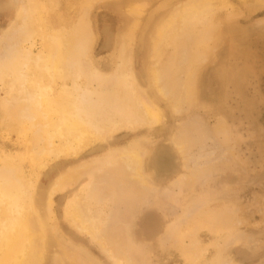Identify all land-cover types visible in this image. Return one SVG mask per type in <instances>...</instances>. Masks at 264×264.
I'll return each instance as SVG.
<instances>
[{
	"label": "rangeland",
	"instance_id": "1",
	"mask_svg": "<svg viewBox=\"0 0 264 264\" xmlns=\"http://www.w3.org/2000/svg\"><path fill=\"white\" fill-rule=\"evenodd\" d=\"M26 1L0 0L3 52L8 40L15 45L20 41L15 40L18 31L12 24L18 23V12ZM39 1L44 28L57 27L68 34L75 31L87 43L78 42L82 46L76 56L83 51L77 65L85 69L83 75L101 78L116 71L119 42L135 19L127 12L129 5L148 2L141 26L129 41L130 56L140 89L158 106L162 118L153 126L123 130L90 143L75 155L37 159L32 157L29 130L23 122L14 125L8 118V95L0 83V159L18 166L30 185L36 219L46 235L41 264H118L97 236L72 221L70 204L83 195L92 209L89 213L97 207L102 217L111 213L107 228L116 237L112 249L125 250L131 264H224L226 260L228 264H264V0H227L226 6L209 12L203 23H188L178 30L157 64L162 67V81L176 96L182 94L183 85L192 84L194 92L181 107L156 94L146 73L152 63L148 40L153 29L148 17L163 0ZM182 1L171 0L170 5ZM83 2H88V10L82 9ZM10 26H14L11 33L16 30L14 37ZM32 39L36 53L42 41L37 35ZM1 53L0 58L5 56ZM81 80L83 84L84 77ZM174 138L182 142L185 160L179 162L185 164L175 176L156 175L150 155L164 146L173 149ZM131 148L140 149L144 178L152 188L146 184L150 188L137 192L138 187L120 183L114 171L100 172L115 151ZM68 170L74 182L56 190ZM90 187L96 190L92 188L88 197Z\"/></svg>",
	"mask_w": 264,
	"mask_h": 264
},
{
	"label": "bare ground",
	"instance_id": "2",
	"mask_svg": "<svg viewBox=\"0 0 264 264\" xmlns=\"http://www.w3.org/2000/svg\"><path fill=\"white\" fill-rule=\"evenodd\" d=\"M53 1L48 0V3L53 4ZM89 1L92 2V0ZM97 1L99 0H95V2ZM26 2V4L23 3L22 9L18 12V23L16 21L15 24H12L16 26L15 29L18 34L15 29L13 32H16L17 36L11 33L14 26H10L11 30H9L12 35L16 36L15 40L20 41L15 45L13 44V42L15 43L14 40L10 41L12 35H8L10 40H8L7 50L3 52L0 49L1 55L3 53L5 55L0 58V83L5 86L8 95L6 104H8L7 114L10 122H13L14 125L23 122L30 132L28 142L34 150L33 158L44 155L54 158L62 155H75L90 143L101 142L123 130L145 126L146 124L153 126L162 119L158 106L140 89L132 69L130 56L129 46L132 44L129 41L133 39L135 31L141 26L140 17L148 2H133L129 5L127 12L133 14L135 19L126 38L119 42L116 71L109 78H101L93 76V74L83 75L85 69L82 70L77 65L78 57L83 50L81 49L80 55L77 53L79 56H76L81 45L78 42H82L81 37L76 36L75 31L68 34L57 27L46 30L40 1L27 0ZM227 2V0H184L173 7L170 5L171 0H163L149 15L148 21H153H151L153 30L148 40L149 56L152 63L147 68L146 73L156 94L169 97L174 107L178 105L181 107V104L186 103L189 94L194 92L193 86L192 84L183 85L182 94L176 96L171 86L167 87L162 81L160 69L162 67L157 64V60L161 59L162 61L165 47L173 42L174 37L177 38L176 34L179 29L187 26L188 23H203L207 14H210L209 12L226 6ZM83 4L81 5L82 9L84 6L88 10V2H83ZM80 7L79 9H81ZM82 19L81 21H83ZM84 32L86 35L87 30L85 29ZM83 33L81 32V34ZM20 35L23 39H20ZM35 35L40 37L42 41V49L37 48L36 53L31 48L34 46L32 38ZM4 39V41L7 40L6 37ZM5 45H7V41ZM83 77L84 83L82 84L80 80ZM96 79V84L93 85V80ZM187 82L189 81L187 80ZM55 140H57L56 144H54ZM171 143L173 149L164 146L150 155L151 170L156 175L175 176L185 160L182 142H177L174 138ZM115 153L116 155L108 163L101 165L100 172L104 173L110 170L112 173L114 171L112 174L118 177L120 183L138 187L135 191L141 187H146V184L149 183H146L147 179L144 178V158L142 159L140 149L131 148L118 153L115 151ZM178 153L182 155L183 160L179 159ZM179 161H182L181 164ZM199 163L201 164V162ZM70 171L73 172V169ZM70 171L57 182L56 190L67 183L69 184L71 180L73 181L75 176ZM79 172L80 170H78ZM112 179L116 178L113 177ZM150 186L146 188H150ZM90 188L86 194L84 191L88 197L96 190V188ZM92 188L95 190L93 191ZM31 194L30 185L24 181L18 166L13 165L9 160L2 161L0 159V264H41L43 260L46 235L42 226L37 222L38 218L36 219V212L32 206ZM106 195L104 193L101 196L104 198ZM84 197L83 195L82 199ZM75 198L76 202H70L72 207L68 210L74 224L91 236H97L103 248L114 257L118 264H131V257L125 250L118 248L119 252H116L112 249L113 245L116 244V240H114L116 237L110 236L107 228L111 213L103 214L102 217L101 212L103 211H97L98 207L96 212L91 211L92 213H89L91 209L88 208L89 202L84 203L82 199H78L79 197ZM99 223L103 224L99 225ZM223 263L228 264L229 262L226 260Z\"/></svg>",
	"mask_w": 264,
	"mask_h": 264
}]
</instances>
